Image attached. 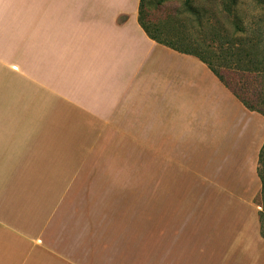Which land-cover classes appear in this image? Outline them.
Wrapping results in <instances>:
<instances>
[{
	"label": "crops",
	"instance_id": "crops-1",
	"mask_svg": "<svg viewBox=\"0 0 264 264\" xmlns=\"http://www.w3.org/2000/svg\"><path fill=\"white\" fill-rule=\"evenodd\" d=\"M139 1L0 0V264H264V116ZM209 120L262 139L236 165Z\"/></svg>",
	"mask_w": 264,
	"mask_h": 264
},
{
	"label": "trees",
	"instance_id": "trees-1",
	"mask_svg": "<svg viewBox=\"0 0 264 264\" xmlns=\"http://www.w3.org/2000/svg\"><path fill=\"white\" fill-rule=\"evenodd\" d=\"M177 2L153 21L146 0H140L137 20L156 42L201 60L247 109L264 116L263 17L247 19L240 0H158ZM264 142L258 153L257 174L264 188ZM260 190V191H261ZM260 233L264 226L259 211Z\"/></svg>",
	"mask_w": 264,
	"mask_h": 264
},
{
	"label": "rangeland",
	"instance_id": "rangeland-1",
	"mask_svg": "<svg viewBox=\"0 0 264 264\" xmlns=\"http://www.w3.org/2000/svg\"><path fill=\"white\" fill-rule=\"evenodd\" d=\"M157 1L158 0H146V8L149 10L150 17L153 21L157 20L158 17L163 16L165 13H167V11H171V8L179 5L177 2L176 3L175 2H165L157 6L156 4ZM239 8H240L241 14L243 15L244 13V16L247 19H249L251 16L252 18L262 16L263 23H264V0H240ZM0 34H1V30H0ZM261 82L264 87V79H262ZM233 119H237L238 121H240L241 117H232V120ZM226 120L227 119H225L224 121L228 122ZM208 123H209V127L203 128V125H202L201 130L203 133L205 131L207 133L217 131L218 133L217 144L220 143V141H224L223 145L225 149H230L233 147L237 148V145H242L241 151L234 152L235 153L234 154L235 155L234 164L236 165L242 164L245 157L250 153L252 146H255V143L259 139H262L260 135V131L257 132V129L259 130L261 129V123L260 122L257 123L256 120L249 122L247 130L245 129L246 126L244 125L245 128L243 127L239 133L236 131L237 123H233L232 121H230L229 124L227 123L223 124L221 128L216 127L217 125L213 126L210 120ZM241 132L242 133L244 132V136L240 141L239 137L241 135ZM203 136L204 135L201 136L202 137L201 145L199 146L198 149L195 150V153H196L195 156L201 155V157L204 156V158H206L210 156V153L207 151L206 148H210L212 141H214L215 139L214 137L203 139ZM185 150L188 151L187 148H185ZM190 151H193V150H190ZM263 173H264V170H263ZM255 202L259 206V211L264 212V188L256 196ZM261 220L264 226V213L263 215H261ZM137 257H138V254H137Z\"/></svg>",
	"mask_w": 264,
	"mask_h": 264
}]
</instances>
